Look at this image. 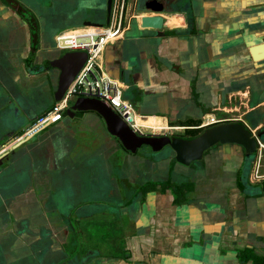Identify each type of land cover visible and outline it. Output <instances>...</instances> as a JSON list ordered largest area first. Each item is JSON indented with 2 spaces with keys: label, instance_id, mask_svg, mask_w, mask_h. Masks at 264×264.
I'll return each mask as SVG.
<instances>
[{
  "label": "crops",
  "instance_id": "crops-1",
  "mask_svg": "<svg viewBox=\"0 0 264 264\" xmlns=\"http://www.w3.org/2000/svg\"><path fill=\"white\" fill-rule=\"evenodd\" d=\"M191 2V20H186L187 27L167 30L163 37L148 35L151 32L142 29L138 22L136 26L130 24L123 36L110 43L104 52L108 73L129 85L124 91L125 97L135 104L146 123L202 126L211 115L218 116L235 104L240 108L239 98L243 101L244 97L251 101V105L257 104L259 118L263 120L264 62L254 63L249 49L264 42V0ZM175 20L171 17L168 24H174ZM21 31L23 47L28 52L31 49L28 23L0 0V51L9 52L13 64L21 61L19 64L26 72L27 55H14V49H18L14 43L22 37ZM58 34L53 35L55 41ZM43 48L46 47L41 45V50ZM46 56L40 51L37 53L34 64L39 66V72L35 74L47 73L41 66ZM16 57L21 59L15 61ZM120 70L124 71V76H120ZM34 75L27 74V79L31 80L36 77ZM20 110L19 107H10L0 112V122L5 123L3 136L8 138L4 145L6 149L15 144V138L24 132L23 121L19 124L13 121ZM47 110L43 108L38 116ZM60 121L40 133L48 129L60 132L70 128L69 124H61ZM62 137L53 136L54 143L68 148L65 141H58ZM50 139L48 137L47 142ZM66 140L70 141L68 136ZM221 149L219 155L209 159L213 164L209 166L208 173L202 172L199 185L195 183L196 189L188 193L189 190H182V204H173L171 190L151 193L147 222H132L134 230L125 229L121 242L107 241L109 253H98L97 250L88 264H264V222L244 220L248 212L254 213L253 220L264 218V206L260 207L264 201L251 199L245 203L237 186L229 181L232 176L224 173L232 161L231 151ZM65 151L64 154L68 153ZM46 156L47 162L56 161ZM262 165L264 168V163ZM47 171L44 177L49 181L51 170L47 167ZM212 172L219 175L214 174V179H208ZM202 183L208 184L206 188H201L204 187ZM32 187L35 185L28 188ZM53 187L48 185L51 191ZM39 223L45 225L44 222ZM45 223L53 229V222L47 220ZM28 225L30 222L25 224L26 227ZM54 242H50L49 248L55 253L61 248L57 241ZM13 249H5L9 256L12 255L10 258H14Z\"/></svg>",
  "mask_w": 264,
  "mask_h": 264
},
{
  "label": "rangeland",
  "instance_id": "rangeland-1",
  "mask_svg": "<svg viewBox=\"0 0 264 264\" xmlns=\"http://www.w3.org/2000/svg\"><path fill=\"white\" fill-rule=\"evenodd\" d=\"M96 1L42 0L41 2L39 0H22L21 2L23 4L26 3L34 14L38 16L41 45L46 47L40 50V52L47 55L49 43L56 47V41L53 39V35L55 33H62L66 29L82 26L85 15L86 18L106 23L104 7L103 9H93L94 4L97 3ZM128 3L131 4L132 0H128ZM140 3L141 0H136L137 10H140L138 9ZM21 32L22 37L16 39L14 43L17 44L16 46L18 48L14 49V55L29 56L30 50L28 52L26 49L24 50V35L23 31ZM65 51L67 50L63 52ZM103 57L105 58V54ZM15 59L17 61L21 58L16 57ZM20 62L14 63L13 66L17 67L18 77L14 73L5 71L7 76L5 75L4 80L0 78V112L5 111L7 108L9 110L10 107H20L21 111L13 121L15 124L23 121L24 127L22 129L25 131L36 120L38 113L43 108L50 109L57 85V73L55 72L53 75L48 73L35 74L34 76L36 77L28 80L29 77L27 74H30L26 70V72L23 71L21 68L22 64L21 66L19 64ZM42 64L46 65L47 62L43 60L41 66H44ZM1 72L3 71L1 70ZM6 91H10L9 96L5 95ZM65 120L70 128H64L60 132L56 129L53 136H63L58 141H65V145L69 146L68 148H63L62 144L59 143L56 145L51 140V143L49 142V145L47 144L46 146L47 150L37 147L33 154H23L22 158L24 159L21 163H14L13 166L4 169L5 171L0 174V191L2 192H0V236H4L0 239V254L2 252L6 255L4 253L5 249H8L13 243L8 241L7 246L4 243L6 241L5 237L20 233L19 229L16 232V226L10 229H6L5 226L9 222H20L24 227L23 239L17 243L18 248L15 243L12 246L15 248V250L12 248L14 252L13 256L17 257V259L13 260L12 264H37V260L33 256V251L39 256V259L41 257L42 261H40L42 263L45 260L50 262L55 260L52 263L63 264L61 262L62 251L55 254L49 248L50 242H53V238L51 235H48L50 231L46 223L44 222L45 225L37 227V222L44 221L45 216L50 222H70L69 237L73 242L69 245L70 249L66 248L65 252L67 255L73 257L71 264L76 261L78 254L87 248L90 251L91 248L98 247L102 250L103 254L109 253L110 247L106 244L110 239L108 236L109 222L116 221L115 223L119 226L117 228L115 224L116 229H114L119 233L111 238L112 240H116V242H121L122 232L125 229L131 231L134 228L127 215L123 216L122 213H118L120 218L116 219V216L104 215L106 213L104 211L105 208L118 210V206L126 203L128 199L134 200V193H136L138 186L135 180L130 179L131 177L136 175V179L140 177L141 184L149 178L151 180H164V177L152 179L153 176L151 175L155 174L154 170L156 169L164 171L169 168L168 161L163 160V158L169 155V149L154 152L143 147L136 154L127 151L122 147L117 138L108 133L106 124L97 112L87 111L80 116H75L71 119L65 118ZM4 124L0 122V146L8 139L6 136H3ZM50 131L48 129V131L40 133L38 136H46L50 134ZM66 136L69 137L70 141L67 142ZM107 145L108 148L101 152L103 150L101 147L104 148ZM54 148L56 151H54ZM66 148L68 155L63 156ZM225 148L227 150L230 149L229 147ZM104 152L107 154H103ZM46 155L55 158L57 166L60 165V162L65 161L74 165L65 171H50L49 174L51 177L49 182L44 177L45 173L48 172ZM85 161H89L92 171L88 170L87 166H85L87 164H85ZM160 161L161 163H158ZM178 167L180 165L175 163L174 168L176 169ZM197 168H200V165ZM191 171L186 172L187 174L182 178L180 174H173L175 178L171 181V185L181 190L189 189L188 183L191 181L197 183L199 180L198 176H190L189 173H192ZM214 174L219 175L216 172H212L208 179H214ZM40 176L43 178L37 180V178H41ZM56 176H61L56 179L57 181H60L58 179H63L64 184L62 186L63 188H59V196H55L56 193L48 188V185H54L52 180ZM202 182L205 181L202 179ZM33 184L35 187L28 188ZM138 184L140 185V183ZM197 184L199 185V183ZM202 184H204V188L208 185L206 183ZM58 185L59 183H57ZM26 188L30 189V191L27 192L26 190L28 189ZM201 188L203 187L201 186ZM260 200L264 201V195L260 196ZM223 201L226 204V201ZM133 204L137 207L139 203L135 204L134 202ZM134 205L131 202V206L133 207ZM207 206L209 207V204ZM263 206L264 204L260 207ZM17 210H20V217L27 215L26 219L20 221L18 216L15 215ZM84 211L89 214L87 215ZM49 215H51L50 218H48ZM241 215H244V213ZM250 215V212H248L244 220L248 222H264L263 217L257 221V219L253 220L254 218ZM28 222H30V225L26 227L25 224ZM56 227L58 225L54 229ZM80 230L83 233H80ZM113 249H116L115 246H113ZM4 260L6 264H9L8 261H12V258L2 259L1 264H4Z\"/></svg>",
  "mask_w": 264,
  "mask_h": 264
},
{
  "label": "water",
  "instance_id": "water-1",
  "mask_svg": "<svg viewBox=\"0 0 264 264\" xmlns=\"http://www.w3.org/2000/svg\"><path fill=\"white\" fill-rule=\"evenodd\" d=\"M111 2L112 0H109V13L111 10ZM140 7L144 8V10L140 9L137 11V17H135V22L133 23V25L136 26V22H138V25L142 29L151 32L150 34L148 33V35H152L155 38L165 36L167 30L184 29L185 27H187L186 20L188 18L189 20H191V16L189 15L190 11L189 13H187L184 10H180L179 8H177L175 3L166 6L160 0H145V2L144 0H141ZM171 17H175L176 19L174 24H168L170 22ZM109 20L110 15L107 18L106 22L108 23ZM82 24L89 26L103 25V23L101 22L93 21H84L82 22ZM48 47L49 48L47 49L48 51L46 53L47 56L45 58V60H47L48 62L46 65L43 66V71H46L48 74L52 75L55 72L58 73L56 79L57 85L54 91L53 102H51L54 103V101L59 100L63 96L64 92L73 81L75 75L84 64L87 58V52L85 50L80 49H71L63 52L61 48L54 47L52 45ZM249 53L251 60L254 63L264 62V42L250 46ZM12 63L13 62L11 60V57L9 56V52L8 54H6L5 52L0 51V71L2 70L4 74H6L5 71L11 72L18 77L19 75L17 67H13L14 64ZM5 95L9 96L10 91H6ZM259 110L260 109H258V111ZM81 111L97 112L103 118L108 133L111 136L117 138L125 149L131 152H136L138 148L143 145H146L152 151L159 152L164 148H167L170 150L169 152L172 153V156L175 158L177 163L183 165H190L192 161L201 160L204 157L205 151L218 143L222 145L234 144L241 146L245 151L247 174L250 168V163L255 156L258 144L260 143L264 145V115L262 117L263 120L260 119L258 120L257 124H254L255 127H258L257 134H254L252 130L243 123L227 122L208 127L196 137L182 138L178 136L168 135L161 136L140 134L136 132L133 128H131L130 125L109 104L100 99L91 97L77 98L71 104V106L64 112V117L62 121H60V123L62 124L65 118L71 119L75 116L82 115ZM64 123L67 124V121L65 120L63 124ZM38 134H40V132L33 136L22 138L21 140L13 144L11 147L5 149L0 153V174L5 171L4 169L13 166L14 163H21V161L24 159L22 158L23 154H33L34 150L37 147H41L47 150L46 146L47 144L49 145V142L51 143V140H53L54 131H50V134H47L43 137L41 135L38 136ZM48 137L51 139L47 143ZM101 148L103 149L101 152H103L105 149L108 148V145L104 148ZM65 152L66 151H64L63 154ZM103 154L106 153L104 152ZM67 155L68 153L64 154L63 156ZM63 156L61 155L62 158ZM47 163L48 168L52 172L65 171L68 168L70 169V166L74 165L70 164L68 161L60 162L59 166L56 165V161L52 164L50 162ZM85 164L88 170H91V165L89 161H85ZM58 177L61 176H56L55 179L52 180V183H54L55 187L51 189L52 191H54V193H56L55 196H59V188H63L62 186L64 185L63 179H58L60 181H57L56 178ZM42 178L43 177L37 178V180ZM57 183H59L58 186ZM242 185L244 186L243 191L248 195H262L264 193V182L260 186H250L247 181V178L245 177V180L242 181ZM15 213V215L18 216L19 220L26 219V215L20 217V210H17ZM50 216L51 215H49L48 218H50ZM42 222H47L46 216L44 221ZM37 226H41V223Z\"/></svg>",
  "mask_w": 264,
  "mask_h": 264
},
{
  "label": "flooded vegetation",
  "instance_id": "flooded-vegetation-1",
  "mask_svg": "<svg viewBox=\"0 0 264 264\" xmlns=\"http://www.w3.org/2000/svg\"><path fill=\"white\" fill-rule=\"evenodd\" d=\"M2 1H4L7 5L12 7L16 12H18L19 15H21L26 20V22L29 25V28H30V31H31V49H30V55L27 56V59L25 60V64H26L27 72L29 74H33L34 75L35 73L39 72L38 71L39 70V66H37L38 67V69H37V67H36L37 63L34 64V61H35V58L37 56V53L41 50L40 26H39L38 16H36L34 14L32 9H30V7L26 3L23 4L21 2L22 0H2ZM39 1L42 2V0H39ZM160 1H162L166 6H168L170 4V3L167 2V0L166 1L165 0H160ZM96 2L97 3L94 4V8L93 9H103V7H104L105 15H106V21H107V18L109 17V15L111 16V12H112L113 6L115 5L116 0H112V2H111L110 13H109V9H108L109 0H97ZM123 2H124V5H125V13H127L128 16H129L128 17L129 25L131 24V26H132V24H133V22L135 20V17H137V11H138L137 8H136L137 7L136 0H132L131 4L128 3V0H119L120 4H122ZM144 2H145V0H144ZM191 3H192L191 0H175V4H176L177 8H179L180 10H184L187 13H189L190 7H192ZM138 9H143L144 10V8L140 7V4H139V8ZM32 21L34 23L36 22L37 25H38V28H39V37H38V41H37L36 44H34L33 36H32V29H31L32 28L31 27ZM84 21L97 22V21H94V20H92L90 18H86V15H85ZM84 26H87V25H83V26H80V27H84ZM56 47H58L57 44H56ZM119 73H120V76H124V71L120 70ZM5 75L6 74H4L3 72L0 71V78L1 79L4 80ZM126 86L129 88V85H126ZM239 104L238 105H239L240 108H237L236 104H235L234 106L230 107L224 113L219 114L218 115L219 118H221V119L225 118L226 120L219 121V122H217L215 124H209L207 126L194 125L192 127L191 126H187V125L186 126L185 125L184 126L183 125H180V126L171 125V126H174V128H172V130H169V131L161 130V131H156V132H147V133H144V135H161V136L162 135H168V136H178V137H182V138H193V137H196L197 135H199L200 133H202L208 127H211L213 125L220 124V123H227V122L243 123L246 126H248L252 130V132L254 134H257L258 133V131H257L258 127H255V125H254V124L258 123V120H260V118H259L260 112H258V109L256 107L257 104H254V106L251 105L252 104L251 101L249 102L248 99H246V97H244L243 101H241L240 98H239ZM19 109H20V107H19ZM83 113H85V112L81 111V114H83ZM158 124L165 125V124H161V122H158ZM175 127H181V128H175ZM119 143H121V142L119 141ZM2 145L4 146L5 143H3ZM262 146H263L262 144H260V143L258 144L256 152H255V156H254L253 160L250 163V168H249L247 174H246V169H247L246 165H247V163H246V160H245V151L239 145H234V144L222 145V144L218 143V144L214 145L213 147L209 148L208 150H206L205 153H204V157L201 160L192 161L190 165H183V164L177 163L175 158L172 156V153H169V155L167 157L163 158L164 161H168V163H169V168L165 169L163 171L165 174L161 173L162 171L160 169H158V170L156 169V171L155 170L154 171L157 172V173H155L154 175H151V176H153L152 179L163 178L164 177V180H162V179L151 180V178H149L148 180L144 181L143 184H141L142 182L139 180L140 177H138L137 179H136L137 175L131 177L130 179L135 180V182H136V184L138 186V189H137L136 193H134V200L132 201V200L128 199L126 201V203H123V205L118 206V208H119L118 210L117 209L105 208L104 211H106V213L104 215L116 216L115 218L118 219V218H120L118 213H122L123 216L127 215V217L130 219L131 222H147V220L149 218L148 216L150 214L149 213V210H150L149 209V198H150L149 195L151 193L153 194L155 192H157V193H159V192L165 193L167 190H171L172 194L174 195L173 204H175V205L182 204L183 201H184V198L182 196V193H183L182 190H184V189H182V190L180 188L177 189L176 187H173L171 185V183H172L171 181L175 178V175H173V174H177V175L180 174V177L182 178L188 173V171H191V169H193V171H191L192 173H189V174H190V176L192 175L194 177H196V176L200 177L202 172H203V174L204 173H208L209 166L213 164V163L209 162V159H214L213 156L216 155V154L219 155L221 153V150H222L221 148L222 147L223 148L229 147L230 151H231V158H232L231 160L232 161L228 165V167L225 168V172H224V173H226L227 176H232L231 177L232 179L230 178L229 181H231L234 185L237 186V188L239 189V192L242 195V198H244L245 203L249 202L251 199H253L255 201L256 200L259 201L261 195L256 194V195H252L251 196V195L246 194L243 191L244 186L242 185V181L245 180V177H246L249 185L250 186H254V187L260 186L264 182V172H263V165H262L264 163V151L261 152ZM143 147H146L147 149H150L146 145H143L140 148H143ZM140 148H138V150L136 152H131V151L127 150V149L126 150L131 152V153H133V154H136L139 151ZM163 150H165V148ZM163 150H161V151H163ZM212 161H214V160H212ZM158 163H161V161L158 162ZM175 163L180 165V169L178 171H175V168H174ZM199 165H200V168H197V166H199ZM187 169H189V170H187ZM205 171H207V172H205ZM256 171H258V176L254 178L253 175L255 174ZM203 178L206 179L207 177L203 176ZM178 179H179V177H178ZM194 180H195V178H194ZM137 182L140 183V185ZM174 182H176V181H174ZM231 182H230V184L232 185ZM197 183H199V182L197 181ZM202 185H204V184H202ZM196 186H197V184H195V182H193V181L188 183L189 189H187V188L186 189L189 190V191H187V193L191 192V189L193 190V188L196 189ZM262 195H264V193ZM179 198H181V200ZM131 202H132V205H134L133 204L134 202H135V204H138V203L139 204L137 205V207L135 205L132 207L131 206ZM248 210H249V208H248ZM134 211H136V214H135L136 217H135L134 220H132V216H133V212ZM84 212H86V211H84ZM88 214L89 213H87V215ZM250 214H251L250 216L254 215L253 212H250ZM261 215H263V214H261ZM255 216H258V215L255 214ZM241 221H243V220H241ZM115 222H109V224H110L109 232H108V236L110 238L109 241H111L112 240L111 238H113L114 236H116L117 233H119V232L115 231V229H116L115 228V224H116ZM69 224H70V222H53V227L51 226L53 229L48 228L49 231H50L48 233V235L52 236L53 243H55L54 241H57L56 243H58L60 248H61L57 252H61L62 251L61 252V257H62L61 258L62 259L61 262L63 264H66V263L69 264V262L71 264V260H73L72 259L73 257H71V255L68 256L67 253L65 252L66 248L70 249L69 245L71 244V242H73V240H71L70 237H69V234H70L69 233ZM37 225H38V223H37ZM57 225H58V227H56V229H54L55 226H57ZM14 226H16V232L19 229L20 233H18V234L15 233L12 236H9V235L6 236L7 237V241L6 242L8 243V241H11V242L14 241L15 244H16V247H17L18 240H22L23 239L24 227H23V224L20 223V222H9V224H7V226H5V228L6 229H8V228L10 229V228H13ZM117 228H119L118 225H117ZM53 230H54V232L52 234L51 232ZM79 232L83 233L81 230ZM6 234H7V232H6ZM7 243H6V245L8 246ZM12 246H11V250H12ZM8 249H10V246H9ZM97 250H98V253L102 251L100 249H95V248H91L90 251H88V248L83 250V251H81L78 254V256H77L76 261H74L72 264H88L91 261V259L94 258V256H92V255H93V253H97ZM57 252H55V254ZM4 253H6V255H4L1 252L0 261L2 259H10L8 253L7 252H4ZM33 256H34V258H36L37 264H43V263L46 264V262H48L47 264H55V263H52L53 261L55 262V260H53L51 262L45 260L42 263L41 262L42 261L41 257L39 259V256L35 253V251H33ZM15 259H17V257L12 258V261H8V263L12 264L13 260H15ZM1 263H2V261L0 262V264ZM3 263L6 264L5 260L3 261Z\"/></svg>",
  "mask_w": 264,
  "mask_h": 264
},
{
  "label": "built area",
  "instance_id": "built-area-1",
  "mask_svg": "<svg viewBox=\"0 0 264 264\" xmlns=\"http://www.w3.org/2000/svg\"><path fill=\"white\" fill-rule=\"evenodd\" d=\"M128 14L125 13L124 2L116 0L113 6L110 20L103 25L84 26L80 28L66 29L56 37V44L63 50H85L87 58L68 86L63 96L57 100L45 113L36 120L14 142L22 138L33 136L49 125L54 124L64 117V112L79 97H91L100 99L109 104L136 132L169 131L174 126L165 124L146 123L144 116L140 114L135 104L125 97V82L120 78L112 77L104 61V52L110 43L123 36L129 27ZM226 120L216 115H211L202 124L207 126ZM6 148L0 149V153ZM258 176V171L253 177Z\"/></svg>",
  "mask_w": 264,
  "mask_h": 264
},
{
  "label": "trees",
  "instance_id": "trees-1",
  "mask_svg": "<svg viewBox=\"0 0 264 264\" xmlns=\"http://www.w3.org/2000/svg\"><path fill=\"white\" fill-rule=\"evenodd\" d=\"M168 3L170 4H174L175 3V0H167ZM31 29H32V36H33V41H34V44L37 43L38 41V37H39V28H38V25L37 23L33 22L32 21V24H31ZM181 200V198H179Z\"/></svg>",
  "mask_w": 264,
  "mask_h": 264
}]
</instances>
